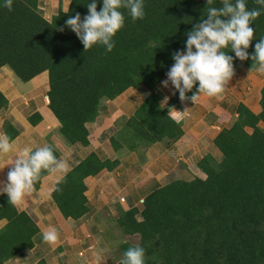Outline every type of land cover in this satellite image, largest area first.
<instances>
[{
  "label": "trees",
  "instance_id": "1",
  "mask_svg": "<svg viewBox=\"0 0 264 264\" xmlns=\"http://www.w3.org/2000/svg\"><path fill=\"white\" fill-rule=\"evenodd\" d=\"M91 2L70 0L66 11L58 10L47 20L40 0H13L11 11L0 0V69L8 68L23 83L47 74V108L69 146L88 147L87 126L97 121L102 101H113L131 89L145 90L147 95L120 128L113 129L109 142L114 152L123 148L139 152L157 143L171 147L183 136L171 109L180 110L182 104L191 102L181 103L174 91L164 107L157 88L174 64L173 54L186 50L187 33L206 19L208 7H220V0H213L211 6L206 0H143L145 16L135 22L128 10L121 9L125 24L113 37L115 47L110 53L99 45L84 51L66 27L67 19L77 13L82 22ZM102 2L96 0L97 11ZM245 3L249 10L261 12L251 25L255 32L247 49L249 59H236L230 47L225 51L233 57L234 71L245 67L255 72L251 56L255 44L264 38V8L256 0ZM198 86L186 96L191 97ZM7 107L8 100L0 92V112ZM259 107L255 114L242 102L235 105L233 122L212 140L220 160L207 154L196 163L205 178L157 185L140 201V208L129 205L127 210H118L116 227L123 236L137 238L136 244H119L122 258L129 247L139 245L145 251V264H264V85ZM42 120L39 112L27 117L33 127ZM2 130L13 141L20 135V128L10 120H4ZM48 146L59 159L58 150ZM119 165L117 158L92 152L72 166L51 193L61 216L72 221L87 216L90 207L84 180L102 171L112 172ZM48 175L42 174L36 191ZM2 220L0 264L10 263L41 242L34 219L8 203L6 194H0ZM34 264L48 262L41 258ZM57 264L67 263L60 260Z\"/></svg>",
  "mask_w": 264,
  "mask_h": 264
},
{
  "label": "rangeland",
  "instance_id": "2",
  "mask_svg": "<svg viewBox=\"0 0 264 264\" xmlns=\"http://www.w3.org/2000/svg\"><path fill=\"white\" fill-rule=\"evenodd\" d=\"M69 1L40 0V10L44 18L49 20L58 10L66 11ZM234 72L235 75L223 94L204 97L199 103L188 108L189 125L185 129L190 135L187 137L191 140L185 144H178L175 148V155L174 151H166L167 147L162 143L157 146L153 145L146 150L140 149L139 152H129L125 148L114 152L112 149L109 138L113 134V129L118 130L124 119L133 113L147 95L145 90L130 89L113 101H102L97 121L89 126L91 140L89 150L100 149L104 156L116 157L124 163V166L120 170L104 172L102 175H98L94 181L88 183L87 194L90 199V212L85 219L83 218L77 223L65 220L52 201L48 202L47 198L40 196L49 197L48 180L43 183L41 192L36 193L35 191L27 196L19 204L20 207L25 208L30 216L39 221L38 224L44 232L55 228L59 233L61 246L56 249V244L45 243L42 239L40 243L36 242L35 247L26 257H17L7 264H34L41 258H45L48 264H57L60 260L67 264H116L120 258L117 253L119 243L123 241L137 243V238L123 236L116 227L115 219L118 216V210L120 208L127 210L128 204L140 208V201L157 184L164 186L173 180L189 181L195 177L205 178V175L196 167V163L200 157L207 153L215 157L217 161L220 160V154L210 140L215 134L217 135L219 130L217 128L214 130L206 124L203 118L207 115V111L210 110L208 114L212 117L211 119H214L219 115L217 106L226 109L222 110L227 111L226 118L223 120L224 122L222 121L223 124L215 125L220 128L231 123L233 109L240 101L245 102L254 112L258 110L257 99L260 98V90L264 85V74L257 71L252 73L244 67ZM162 82L157 90L162 95L160 103L165 107L175 90L170 83L168 88H164ZM15 83L20 91H28L32 87L29 83H23L17 79ZM41 89L44 88L41 87ZM165 97H168L166 103L164 102ZM37 102H46L44 93L38 97ZM27 111L26 115L29 114L30 107L27 108ZM43 115V123L46 126L50 125L49 132L51 131V135L46 137L45 141L52 140L57 146L61 158L67 161L69 167L72 166L77 158L88 152V149L78 145H67L58 134L57 122L52 119V123H50V118L53 116H50L46 110H43ZM208 119H210L209 116L206 120ZM25 122L29 127L26 119ZM192 132H195V135L197 133L198 136L193 135ZM44 133H46L45 130H37L36 135L41 138ZM43 145L45 142L42 141L40 146ZM165 153L170 158L165 156ZM5 181L7 183V178ZM0 183L4 185L2 180ZM54 210L57 217L54 216ZM137 219L140 220V217L137 216ZM103 249H107V252H103Z\"/></svg>",
  "mask_w": 264,
  "mask_h": 264
},
{
  "label": "clouds",
  "instance_id": "3",
  "mask_svg": "<svg viewBox=\"0 0 264 264\" xmlns=\"http://www.w3.org/2000/svg\"><path fill=\"white\" fill-rule=\"evenodd\" d=\"M206 3L211 6L213 0H206ZM220 3V7H208L206 19H202L187 33L186 50L177 51L172 56L174 64L166 73L167 79L162 82V86L168 88L170 83L175 92L179 93L181 103L190 100L195 105L202 94L215 97L225 92L235 75L233 57L225 49L230 47L235 58L240 61L249 59L247 49L255 32L251 25L261 15L260 10H249L245 0H235V3L232 0H220ZM256 3L264 8V0H256ZM12 5L13 0H5L3 6L11 11ZM121 9L128 10L133 22L145 16L143 0H103L100 11H97L96 0H92L87 5L88 15L83 21L77 13L67 19L66 27L75 33L84 51L99 45L110 53L115 47L113 37L125 24ZM251 60L255 62L251 67L264 74V38L255 44ZM197 83L199 86L196 92L187 97L186 93L192 92ZM167 99L165 97V103ZM171 110L177 116H183L189 109ZM14 146L15 141L7 134L0 135V155L12 152ZM7 165L11 167L7 173V183L0 187V193L6 194L8 203L13 206L19 205L36 191L35 186L43 173L66 175L69 169L67 161L58 159L53 148L48 145L35 149L25 147ZM42 239L45 243L56 244L59 242V233L55 228H50L43 233ZM102 251L107 252V249ZM120 264H145L144 249L139 245L129 247L123 253Z\"/></svg>",
  "mask_w": 264,
  "mask_h": 264
},
{
  "label": "crops",
  "instance_id": "4",
  "mask_svg": "<svg viewBox=\"0 0 264 264\" xmlns=\"http://www.w3.org/2000/svg\"><path fill=\"white\" fill-rule=\"evenodd\" d=\"M245 68V67H244ZM248 70V69H247ZM249 71V70H248ZM254 73V72H252ZM46 75V76H45ZM15 80L16 78L13 76L12 72L6 68V67H3L0 69V92L6 97V99L8 100V107L6 110H3L0 112V135H3V130H2V125H3V122L4 120H10L13 124H15L18 128H20V135L14 140L15 141V146H14V150L6 155H0V167H3L5 166L3 169H0V181L2 180L4 182V184H6V178H7V171L8 169H10L11 165H7V164H10L12 163V161L16 158V156L19 154V150L25 148V147H31L33 149L37 148V147H41L40 146V143L43 141L45 142V145H53L55 148L57 147L54 142L52 140L50 141H45L46 137H48L49 135H51V131L49 132V126H46L43 122H44V115H43V110H46V112H48V114L50 116H52L51 112L48 111V108H47V104H48V99H47V92H48V77H47V74L46 73H42L38 76H36L35 78H33L30 82H28L32 87L30 88V90L28 91H20L19 90V87L18 85L15 83ZM34 86V87H33ZM160 86V85H159ZM158 86V87H159ZM41 87H43L44 89H41ZM41 89V90H40ZM44 93L45 94V99H46V102L45 103H38L37 100H38V97ZM120 97V96H119ZM204 97H208L206 95H201L200 96V100H203ZM117 99V98H116ZM258 102H259V99H257ZM199 101L197 103H199ZM242 103L245 104V102L243 101H240ZM196 103V104H197ZM239 103V102H238ZM237 103V104H238ZM195 104V105H196ZM247 106V104H245ZM193 107L194 104H182L181 105V109L178 110V109H175L176 111H183L184 109H188L190 107ZM30 107V112L29 114L26 115V112L28 113L27 111V108ZM219 108V115H217V118H214V119H211L212 117L210 116V110H208L207 112V115H205V117L203 118L205 121H206V124H208V126L214 128H217V130H221L223 128H226L228 127L232 122H233V119H234V110H233V113L231 114V123L229 125H225L223 127H218V126H215L217 123H222V121L226 118V114H227V111L224 112L222 110H226V109H222L220 108L219 106H217ZM248 107V106H247ZM210 108V107H209ZM249 108V107H248ZM250 109V108H249ZM258 109V110H257ZM257 111L254 112L253 110H251L253 113L255 114H258L260 112V107L258 106L257 104ZM34 112H39L42 117H43V120L42 122H40L37 126L35 127H32L30 126L29 124V127L26 125V122H25V119L27 120V117L34 113ZM170 115L171 117L178 123L181 124V127H182V130H183V136L175 143L173 144L171 147L167 148V150L169 151H174V155H175V148L178 146V144H181V143H187V141H190L191 138L187 137L190 136L189 134H187V131L185 129L186 126L189 125V119L188 117H190V114L189 112L187 111L183 116H177V114L171 110L170 112ZM207 116H209V118L211 119H208L206 120ZM129 117V116H128ZM127 117V118H128ZM52 119L53 121H56L54 117H51L50 118V123H52ZM57 122V121H56ZM224 122V121H223ZM94 124V123H93ZM93 124H89L87 126V128L89 129V126L93 125ZM221 124H217V125H220ZM57 127H58V123H57ZM37 130L39 131H43L45 130L46 133H44V135L40 138L36 135L37 133ZM90 131V130H89ZM193 135H195V132H192ZM195 136H198V134L196 133ZM216 136V134L214 135V137ZM213 138H211L210 140L212 141ZM159 143L155 144L154 146H157ZM43 145V146H45ZM90 145H91V140H90ZM90 145L88 147H84L86 149H88V152L84 155H82L80 158H77L75 160V163L72 165H76L79 160L85 158L88 154L92 153V152H95V153H98L100 155H103L104 154L102 153V151L100 149H95V150H89L90 148ZM215 148V147H214ZM57 149V148H56ZM216 149V148H215ZM217 150V149H216ZM218 151V150H217ZM59 152V150H58ZM219 152V151H218ZM60 154V153H59ZM208 154V153H207ZM205 154V155H207ZM220 154V153H219ZM205 155H203L202 157H204ZM165 156H168L169 155L167 153H165ZM212 156V155H211ZM106 157V156H105ZM200 157L199 160L202 158ZM220 157H221V154H220ZM60 158H61V154H60ZM59 158V159H60ZM107 158L109 159H116V157H110V156H107ZM215 158V157H214ZM62 159V158H61ZM216 159V158H215ZM120 160V159H119ZM198 160V161H199ZM217 160V159H216ZM72 166L69 167L68 171L72 168ZM124 166V163L121 162L120 160V165L119 167L116 169V170H120V168H122ZM67 171V172H68ZM115 171V170H114ZM104 172H107V171H102L99 175H102V173ZM113 172V171H112ZM107 173H110V172H107ZM64 176V174H58V175H48L47 177L43 178L42 179V182H41V187L37 192H41L42 190V186H43V183L45 181L48 180V183H47V186H48V194H49V197L45 196V195H40V194H37V195H40L42 197H45L47 198V201L50 202L52 201L51 199V193L52 191L54 190V187H55V184L57 183L58 180H60L62 177ZM98 176V175H97ZM96 176V177H97ZM96 177H88L84 180L85 182V185L87 187V191L85 193L87 199H88V203H89V198H88V183L91 182V181H94ZM3 178H5L3 180ZM184 181H188V180H184ZM190 181V180H189ZM157 184V183H156ZM158 185V184H157ZM2 183H0V187H2ZM160 186V185H159ZM2 194V193H0ZM27 198V197H26ZM50 200V201H49ZM53 203V202H52ZM127 207H129V204L127 205ZM16 208L19 210V211H24L26 213H28L30 215L29 212L25 211L26 209L25 208H22L20 207V205H16ZM128 209V208H127ZM58 211V210H57ZM54 213V216L57 217V213L56 211L54 210L53 211ZM60 214V213H59ZM61 215V214H60ZM32 217V216H31ZM34 219V221L36 222L37 226L39 227L40 231H41V234L43 236V233L44 231L42 230V228L40 227V225L38 224L39 221L36 220V218L32 217ZM86 218V216L84 217V219ZM83 219V218H82ZM81 219V220H82ZM69 220V219H68ZM72 221V220H70ZM80 221V220H79ZM79 221H73L75 223L79 222ZM5 225V221L2 220L0 221V229ZM72 244V243H71ZM120 244V243H119ZM56 249L60 248V243H56ZM119 247V245H118ZM55 249V250H56ZM30 252V251H29ZM29 252H25L23 253L21 256H25L29 254ZM118 253V260L116 263H118L120 260H121V255L120 253L117 251ZM19 256V257H21Z\"/></svg>",
  "mask_w": 264,
  "mask_h": 264
}]
</instances>
